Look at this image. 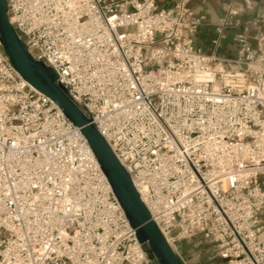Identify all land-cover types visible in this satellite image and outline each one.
<instances>
[{
    "label": "built area",
    "instance_id": "2783aa9c",
    "mask_svg": "<svg viewBox=\"0 0 264 264\" xmlns=\"http://www.w3.org/2000/svg\"><path fill=\"white\" fill-rule=\"evenodd\" d=\"M27 53L106 141L151 221L220 264H264V9L231 5L233 59L195 44L193 0H5ZM81 129L0 39V264H156Z\"/></svg>",
    "mask_w": 264,
    "mask_h": 264
},
{
    "label": "water",
    "instance_id": "95a60500",
    "mask_svg": "<svg viewBox=\"0 0 264 264\" xmlns=\"http://www.w3.org/2000/svg\"><path fill=\"white\" fill-rule=\"evenodd\" d=\"M8 7L0 0V39L19 74L38 92L54 101L87 139L97 161L121 203L141 243H148L152 253L164 264H181L174 251L158 230L135 189L129 175L118 162L106 141L99 135L79 108L55 83L50 69L40 66L25 50L10 24Z\"/></svg>",
    "mask_w": 264,
    "mask_h": 264
},
{
    "label": "crops",
    "instance_id": "0c3cea01",
    "mask_svg": "<svg viewBox=\"0 0 264 264\" xmlns=\"http://www.w3.org/2000/svg\"><path fill=\"white\" fill-rule=\"evenodd\" d=\"M179 0H156L160 8H171ZM231 5L238 13V18L244 23L253 18L264 9V0H193L192 9L196 15L205 16V22L200 27L195 44L207 55L218 58L233 59L237 55V47L234 36L242 31V27L227 29L225 38L220 39L217 44L216 24L220 17L225 15L227 6Z\"/></svg>",
    "mask_w": 264,
    "mask_h": 264
},
{
    "label": "rangeland",
    "instance_id": "374dc122",
    "mask_svg": "<svg viewBox=\"0 0 264 264\" xmlns=\"http://www.w3.org/2000/svg\"><path fill=\"white\" fill-rule=\"evenodd\" d=\"M177 249L184 264H220L216 246L202 235L194 236L177 244ZM156 264H164L160 258Z\"/></svg>",
    "mask_w": 264,
    "mask_h": 264
}]
</instances>
